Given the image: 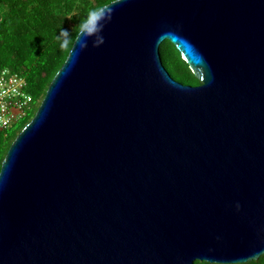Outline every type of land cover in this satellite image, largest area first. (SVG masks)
I'll use <instances>...</instances> for the list:
<instances>
[{
  "label": "water",
  "instance_id": "95a60500",
  "mask_svg": "<svg viewBox=\"0 0 264 264\" xmlns=\"http://www.w3.org/2000/svg\"><path fill=\"white\" fill-rule=\"evenodd\" d=\"M96 13L104 43L81 51L80 30L2 161L0 264L258 260L264 0H115ZM166 40L200 85L168 73Z\"/></svg>",
  "mask_w": 264,
  "mask_h": 264
},
{
  "label": "trees",
  "instance_id": "16d2710c",
  "mask_svg": "<svg viewBox=\"0 0 264 264\" xmlns=\"http://www.w3.org/2000/svg\"><path fill=\"white\" fill-rule=\"evenodd\" d=\"M113 1L0 0V73L7 69L22 76L27 82V92L34 98L16 134L8 136L0 129V170L10 146L36 114L50 83L66 61L81 25L89 20V13ZM64 30L70 33V44L61 48L63 37L60 33ZM160 52L172 78L193 86L201 84L170 41L161 44ZM195 264L216 263L196 261ZM240 264H264V255Z\"/></svg>",
  "mask_w": 264,
  "mask_h": 264
},
{
  "label": "built area",
  "instance_id": "2783aa9c",
  "mask_svg": "<svg viewBox=\"0 0 264 264\" xmlns=\"http://www.w3.org/2000/svg\"><path fill=\"white\" fill-rule=\"evenodd\" d=\"M34 98L27 92L26 80L5 69L0 73V129L6 131L26 117Z\"/></svg>",
  "mask_w": 264,
  "mask_h": 264
},
{
  "label": "clouds",
  "instance_id": "9594fccd",
  "mask_svg": "<svg viewBox=\"0 0 264 264\" xmlns=\"http://www.w3.org/2000/svg\"><path fill=\"white\" fill-rule=\"evenodd\" d=\"M105 19H110L111 18V11H105ZM97 16L96 12H91L89 13V20L85 22V24L81 25V33H80V37H83V39H78L79 40V45H80V50L84 51L87 48V41L90 38L94 37V41H93V46L94 47H99L100 45H102L104 43V39L103 37L100 35V33L102 32V27H101V23L94 25L93 27H91L89 29L88 25L89 23H91V21ZM61 37H63V42L61 44V48H66L69 44H70V33L66 30L62 31L60 33ZM77 42V41H76ZM237 209H239V204L236 205Z\"/></svg>",
  "mask_w": 264,
  "mask_h": 264
},
{
  "label": "rangeland",
  "instance_id": "374dc122",
  "mask_svg": "<svg viewBox=\"0 0 264 264\" xmlns=\"http://www.w3.org/2000/svg\"><path fill=\"white\" fill-rule=\"evenodd\" d=\"M177 75L180 76L179 74H177ZM176 80L179 81V82H181V83L183 82L179 78L176 79ZM183 84H185V85H191V84L186 83V82L183 83ZM23 122H24V120H21V121L17 122L16 124H14L10 129H8V130L5 131V135L12 136L13 134H16L17 133L16 131L22 126Z\"/></svg>",
  "mask_w": 264,
  "mask_h": 264
}]
</instances>
